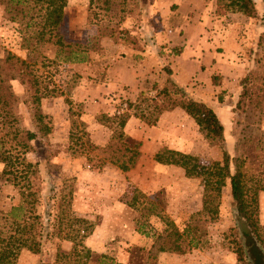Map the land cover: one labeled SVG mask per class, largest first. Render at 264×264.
Listing matches in <instances>:
<instances>
[{"label": "rangeland", "instance_id": "1", "mask_svg": "<svg viewBox=\"0 0 264 264\" xmlns=\"http://www.w3.org/2000/svg\"><path fill=\"white\" fill-rule=\"evenodd\" d=\"M255 1L261 15L264 3ZM2 7L0 58L13 55L32 67L48 127L45 135L35 127L33 90L12 81L18 126L37 137L29 150L8 135L4 140L16 143L19 161L36 173L28 171L14 185L1 175L0 163V213L38 214L41 225L33 229L42 240L39 254L22 249L13 264H81L66 236L87 230L72 217L92 224L77 238L78 248L120 264H150L149 234L164 230L166 220L180 232L190 227L200 244L184 235L182 250L160 252L155 264H245L233 251L244 237L231 213L229 179L220 191L214 185L206 191L205 177L188 178L153 155L166 146L206 166L221 162V147L210 144L189 115L167 109L172 100L193 97L214 107L225 128L224 146L231 157L245 158L248 175L264 169V111L242 105L239 83L248 71L261 70L260 19L216 0H65L60 24L39 37L38 22L27 27V18L13 21ZM124 112L122 141L139 151L127 170L114 162L127 159L112 121ZM5 131L0 127V137ZM28 189L37 198L30 212L21 203ZM258 205L264 226V191Z\"/></svg>", "mask_w": 264, "mask_h": 264}, {"label": "trees", "instance_id": "2", "mask_svg": "<svg viewBox=\"0 0 264 264\" xmlns=\"http://www.w3.org/2000/svg\"><path fill=\"white\" fill-rule=\"evenodd\" d=\"M264 3V0H262ZM218 4H224L236 12H240L246 16L259 18L262 26V31L257 39V46L262 49V66L261 70H250L239 81L243 92L241 103L244 107L251 106V110L264 111V11L261 15L258 14L255 0H216ZM3 10L11 20H16L19 16L27 18L26 26H38V36L43 37L45 33L51 32L61 22L63 18V6L65 0H0ZM38 18V21L35 19ZM35 22V23H34ZM259 61V60H258ZM170 74V71L167 72ZM18 80L20 83L27 85L33 90L31 95V105L33 108V117L35 127L39 132L45 135L48 132V127L43 123V114L39 109V100L43 96L39 93L37 88L36 77L33 74L32 67L25 63L22 59L13 55H8L0 58V127L7 128L3 136L0 137V163H3L1 175L10 180L14 185H18L17 179L23 177L24 174L30 171L36 173V168L32 167L31 163H23L19 161L17 153H14L16 143H9L6 145L5 136H9V140H16L24 150L31 149L29 142L37 137V133L28 128L18 126V115L15 111L19 103V97L12 89V81ZM172 81V79H170ZM173 82V81H172ZM180 87V86H179ZM177 92H182L177 89ZM184 93V92H183ZM172 107L181 108L186 115H189L194 122L205 131V136L208 142L212 145H218L222 149L221 162H215L212 166H206L200 163L197 156L184 153L166 146L161 147L154 155L153 159L166 165H175L181 167L184 175L188 178L205 177V190L207 191L214 185L216 191H220L221 186L225 185V180L229 179L230 186V207L231 213L234 216L235 223L239 226H247L255 237L257 243L264 253V226L259 223V205L258 194L264 191V169L257 173L250 174L244 168V157H231L225 145V128L220 121L214 107L207 102L187 97L180 100H172ZM101 119L108 117L101 115ZM113 122L118 128L117 139L123 147L124 153H127V159L114 162L118 166L127 170L134 165L136 158L139 155L137 144L129 145L122 141L123 127L125 126L129 113L124 112L113 116ZM13 146V147H12ZM22 165L21 169L16 165ZM25 172V173H24ZM12 176V177H11ZM214 178V183L209 181V178ZM12 178V179H11ZM68 196L71 198V191ZM36 192L28 189V191H21V203H25L28 212L33 210L36 203ZM69 203V202H68ZM206 207L205 200L203 201ZM75 224L82 226L87 232L79 234L77 230L74 235L66 236L72 239L73 246L71 252L82 259L81 264H120L106 254H94L88 248L79 246V239L86 236L91 231L92 224L86 219L79 217H72ZM40 222V216L35 215H8L0 213V264H13L19 252L22 249L28 250L31 253L39 254L42 250L41 238L39 232L34 230V223ZM165 229L159 233L143 231L141 227L139 232L149 234L153 238L151 248L149 250L150 264L156 263L157 255L160 252L179 253L181 248V241L184 235L190 237V241L198 246L199 239L195 231L186 226L180 232L168 220L165 221ZM189 232L193 235L189 236ZM78 238V240H77ZM234 253L238 260L245 262V264H253L248 253L246 252V245L240 241L235 242Z\"/></svg>", "mask_w": 264, "mask_h": 264}, {"label": "water", "instance_id": "3", "mask_svg": "<svg viewBox=\"0 0 264 264\" xmlns=\"http://www.w3.org/2000/svg\"><path fill=\"white\" fill-rule=\"evenodd\" d=\"M240 231L244 237V243L246 245V252L248 253L253 264H264V253L257 243L255 237L250 232L247 226L240 227Z\"/></svg>", "mask_w": 264, "mask_h": 264}, {"label": "crops", "instance_id": "4", "mask_svg": "<svg viewBox=\"0 0 264 264\" xmlns=\"http://www.w3.org/2000/svg\"><path fill=\"white\" fill-rule=\"evenodd\" d=\"M228 184H229V183H228ZM228 184H227V185H228Z\"/></svg>", "mask_w": 264, "mask_h": 264}]
</instances>
